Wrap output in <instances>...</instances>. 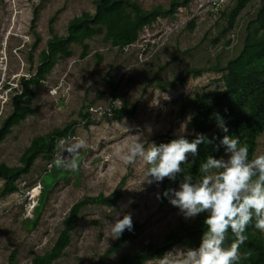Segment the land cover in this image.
<instances>
[{
  "label": "rangeland",
  "instance_id": "374dc122",
  "mask_svg": "<svg viewBox=\"0 0 264 264\" xmlns=\"http://www.w3.org/2000/svg\"><path fill=\"white\" fill-rule=\"evenodd\" d=\"M131 1L144 11L161 9L136 41L115 46L100 26L82 45L72 43L69 54L36 83L48 41L66 36L69 22L84 12L95 15L97 0H0V126L27 81L23 100L31 109L0 142V165L22 167L35 140L47 143L57 131H67L55 138L52 152L43 147L30 171L15 181L16 189L0 179V264H32L47 256L74 207L70 244L51 264H120L163 246L169 248L162 258L141 264H179L187 248L199 246V215L185 220L162 195L173 181L148 184V165L123 157L135 135L145 147L181 134L191 141L196 132L186 118L205 106L214 108L210 133L218 130L215 113L226 120L228 105L236 114L255 113L260 86L229 96L224 77L230 61L264 38V0H189L172 15L166 12L173 0ZM255 63L263 65L264 55ZM234 137L242 138L249 159L264 154V123L252 142L247 131ZM76 139L86 142L73 157L77 170L56 167L61 140ZM221 155L223 150L212 154ZM200 163L196 157L187 170H198ZM40 187L33 204L31 193ZM124 215H131L133 228L115 239L109 223ZM244 234L239 264L264 254V233L254 227ZM226 235L235 240L230 230Z\"/></svg>",
  "mask_w": 264,
  "mask_h": 264
},
{
  "label": "clouds",
  "instance_id": "9594fccd",
  "mask_svg": "<svg viewBox=\"0 0 264 264\" xmlns=\"http://www.w3.org/2000/svg\"><path fill=\"white\" fill-rule=\"evenodd\" d=\"M193 117L194 114L186 119L191 121ZM214 119L216 127L225 135L209 138L196 132L189 141L181 134L168 143L147 142L148 147L140 135H135L137 140L129 145L123 157L128 162L139 158L148 165L144 173V182L148 184L160 183L165 178L174 181L182 174L178 188L165 190L163 197L185 220L204 214L199 246L187 248L179 264H239L238 249L246 240L247 226L254 221V227L264 233V154L249 159L248 147L241 145L238 137L227 135L229 129L223 117L215 113ZM217 140L216 150L223 149V155L219 158L208 155L199 165V178L183 172V164L191 165L195 161L199 145ZM60 144L62 155L55 161L56 167L77 170L78 163L73 157L86 146L85 140H61ZM189 154L192 162H188ZM109 224L115 239L133 228L131 215L114 218ZM229 230L235 240L225 247Z\"/></svg>",
  "mask_w": 264,
  "mask_h": 264
},
{
  "label": "trees",
  "instance_id": "16d2710c",
  "mask_svg": "<svg viewBox=\"0 0 264 264\" xmlns=\"http://www.w3.org/2000/svg\"><path fill=\"white\" fill-rule=\"evenodd\" d=\"M180 3L187 5L189 0H173L169 11L166 13L170 15L175 13L176 6ZM96 4L97 12L95 15L84 12L81 16L75 17L69 22L66 36L60 37L54 35L48 41V48L43 51L42 62L38 67V72L34 79L36 83L44 79L56 64L59 57L69 54V47L72 43L82 45L85 40L90 39L96 34L98 27H107V37L113 40L115 46H127L136 41L139 31L146 25L155 21L161 12V9L144 11L131 0H97ZM261 16L264 22V7L261 9ZM262 55H264V38L255 40L250 43V45H247L241 56L230 61L227 65L228 73L224 77L226 93L229 96H235L247 90H254L257 85L260 86V91L255 97L257 104L255 103L254 114H236L229 105L225 109V121L229 129L227 135L235 136L241 131H247L248 138L251 142L264 123V84L260 83L261 79L264 78V64L257 65L255 63V59ZM27 82L23 83L24 86L22 85V94L13 98V111L0 126V142L11 133L15 125L26 119L31 112L30 107L25 104L23 100L24 87L28 85ZM173 86H175V84H173ZM115 110V108L112 109L113 112H116ZM212 114H214V108L211 106H205L200 109L192 119L194 131L205 134L209 138L213 135L217 137L225 135V133L220 132L219 129L214 133H210L211 127L209 122ZM66 135V130L57 131L55 137L47 143L44 139L35 140L24 154L22 167L10 168L5 164L0 165V179H5L7 186L11 185L13 189H16L14 187L15 181L30 171L35 160L42 152L43 147L47 149V152H52L53 148L56 146L55 138L65 137ZM239 139L241 140L242 138L240 137ZM217 144L218 140L214 141L213 144L205 143L199 145L197 149V158L203 162L208 155L221 152L223 149L219 151L216 150L215 146ZM251 150L252 147L250 151ZM188 166L189 164L182 165L184 173L191 174L193 177L197 174L198 178L201 176L199 168L198 170H187ZM181 178L182 174H178L176 180H174L169 187L173 188L176 186ZM76 209L75 207L72 209L66 221L67 226L56 241L53 250L44 258L35 259L32 264H51L59 258L62 251L70 244V224L73 222ZM203 220L204 214L199 215L198 222L203 224ZM247 228H254V221L251 222L250 226H247ZM228 235H226L224 246H229L232 241L230 238L231 236ZM117 246L118 245H115L114 248ZM168 248L167 246H163L151 253L135 257L128 256L125 257L120 264H141L152 259H160ZM248 264H264V254L252 259Z\"/></svg>",
  "mask_w": 264,
  "mask_h": 264
},
{
  "label": "bare ground",
  "instance_id": "6f19581e",
  "mask_svg": "<svg viewBox=\"0 0 264 264\" xmlns=\"http://www.w3.org/2000/svg\"><path fill=\"white\" fill-rule=\"evenodd\" d=\"M41 187L40 188H37L36 190L33 191L32 194V203L33 204H36L38 201H39V198L41 196V191H40ZM30 194V195H31ZM32 209V208H31ZM29 216V215H28Z\"/></svg>",
  "mask_w": 264,
  "mask_h": 264
},
{
  "label": "built area",
  "instance_id": "2783aa9c",
  "mask_svg": "<svg viewBox=\"0 0 264 264\" xmlns=\"http://www.w3.org/2000/svg\"><path fill=\"white\" fill-rule=\"evenodd\" d=\"M36 190V189H35ZM33 191H34V189H33ZM33 191H32V193H33ZM32 196V195H31Z\"/></svg>",
  "mask_w": 264,
  "mask_h": 264
}]
</instances>
